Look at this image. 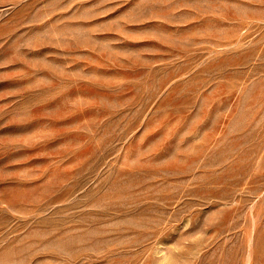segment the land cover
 <instances>
[{
	"label": "rangeland",
	"instance_id": "374dc122",
	"mask_svg": "<svg viewBox=\"0 0 264 264\" xmlns=\"http://www.w3.org/2000/svg\"><path fill=\"white\" fill-rule=\"evenodd\" d=\"M0 264H264V0H0Z\"/></svg>",
	"mask_w": 264,
	"mask_h": 264
}]
</instances>
